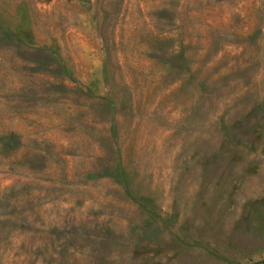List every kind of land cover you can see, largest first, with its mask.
Segmentation results:
<instances>
[{"label":"rangeland","instance_id":"374dc122","mask_svg":"<svg viewBox=\"0 0 264 264\" xmlns=\"http://www.w3.org/2000/svg\"><path fill=\"white\" fill-rule=\"evenodd\" d=\"M0 264H264V0H0Z\"/></svg>","mask_w":264,"mask_h":264}]
</instances>
